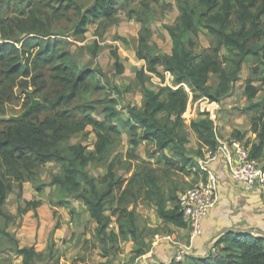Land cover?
<instances>
[{
	"label": "trees",
	"instance_id": "trees-1",
	"mask_svg": "<svg viewBox=\"0 0 264 264\" xmlns=\"http://www.w3.org/2000/svg\"><path fill=\"white\" fill-rule=\"evenodd\" d=\"M135 0H94L88 9L77 0H0V72L5 82L16 77H29L34 70L52 68V80L61 88L54 98L42 97L43 105L32 109L23 120H4L0 129V217L6 223L13 216L7 212L6 204L12 184L21 187L29 182L40 194L44 185L40 182L41 169L51 163L61 165L62 174L52 176V186L60 187L68 196L83 203L90 217L97 224L96 240L93 248H99L104 257H109L116 246L131 238L143 243L135 251V257L149 253L138 232L136 215L129 206L138 199L154 204L159 218L165 224L187 229L188 225L181 213L179 199L167 198L153 171L136 172L129 182L117 178L112 167L101 184L100 190L95 177L85 168L91 161L105 159L109 150L122 133L114 121L118 113L114 108L105 109L106 119L100 121L94 116L96 108L84 99L96 72L79 69L70 52L62 51L63 41H52L56 36L62 17H67L73 25V36L83 37L89 25L101 20H119L123 10H129L128 20L142 24L139 34L137 57L145 61L146 68L137 74L144 94L143 110L131 108V145L136 149L144 140L155 144L158 160L174 167L175 163L166 151L170 150L179 160L182 171L196 170L197 160L203 157L202 148L197 159L189 157L185 148L187 140L184 114L187 112L190 94L194 99L208 98L218 103L226 96L232 85L239 80V72L247 57L258 65L255 79L262 85L246 83L244 95L254 100L264 89V0H200L198 9L187 1L182 7L178 27H165L173 49L171 55H155L150 45L152 31L149 28V13L141 12L140 6H131ZM149 10L148 3H142ZM236 18V19H235ZM239 26V27H237ZM203 34L213 38L214 48L197 55L195 40ZM64 36V35H61ZM225 47L229 57L221 60L220 52ZM37 50L35 53L32 51ZM95 54V51H94ZM28 56V57H27ZM27 58L26 61H24ZM118 73L124 72L119 57L114 54ZM163 70L174 78V87L155 89L150 83V75L165 81ZM149 74V75H148ZM211 76L218 77L216 88L209 86ZM0 84L4 82L0 79ZM31 99V96H29ZM249 110L255 116L251 121V132L255 142L247 146L251 157L264 160V99L253 104ZM162 117V118H160ZM92 127L97 136L95 152L88 156L83 144L68 146L73 136L85 133ZM142 133H139V130ZM177 129H181L177 132ZM201 141L202 147L215 149L218 145L212 120L192 122L189 128ZM244 134L234 131L232 139L243 141ZM171 203L172 208L167 204ZM33 207L40 206L33 202ZM78 214L71 201L59 205ZM110 212L111 216L106 213ZM116 218L119 232L109 230ZM4 235H9L4 231ZM111 246V247H110ZM17 255L23 257L24 264H33L39 256L34 248H16ZM213 253L204 258H188L186 262L170 264H264V239L247 233L226 232L214 245Z\"/></svg>",
	"mask_w": 264,
	"mask_h": 264
},
{
	"label": "rangeland",
	"instance_id": "rangeland-1",
	"mask_svg": "<svg viewBox=\"0 0 264 264\" xmlns=\"http://www.w3.org/2000/svg\"><path fill=\"white\" fill-rule=\"evenodd\" d=\"M77 1L84 10L92 6L94 2V0ZM187 1L190 2L192 8L198 9L200 0H135L131 5L136 8L140 6L141 12L149 13V28L152 31L150 45L154 48L155 55L172 54L173 43L165 27L179 26L182 7ZM258 1L260 4L261 0ZM142 3H148V11L145 10ZM128 16L129 10H123L119 14V20L114 22L101 20L93 23L89 25L87 33L80 38H75L72 35L73 25L64 16L58 26L54 27V30L58 31L57 35L49 37L52 41H63L62 51L72 54L73 61L79 69L96 72V79L91 81L89 91L84 94V99L96 108L94 116L100 121H104L106 119L105 109L110 107L116 109L119 115L114 123L120 127L122 133L116 137V141L108 152V158L106 156L104 160L98 158L97 161H91L85 171L97 179L100 184L99 189L103 190L107 186L101 183L108 175L109 167L113 168L117 178L127 182L136 172L151 170L157 176L167 198L179 199L181 193L190 190L199 181L198 172L189 169L182 171L177 168L180 165V160L170 150L166 151V154L173 159L174 167L169 166L163 159L158 160L155 144L149 140L142 141L136 149L131 145L132 131L129 126V110L131 108L143 110L144 94L137 74L146 68V63L138 59L136 52L142 24L134 19L128 20ZM195 42L197 55L206 50L211 52L216 46L212 44L213 38L203 34H200ZM36 51H32V53ZM114 54L119 57V63L124 66L122 74L118 73ZM220 57L223 62H225V58L229 57V52L225 47H222ZM26 60L27 58L24 61ZM56 66L57 64L42 71L34 70L29 77H16L7 82L0 72V79L4 82V84H0V129L3 127L1 122L8 120L11 116L21 115L31 105L32 99H29V96L39 100L40 105L44 104L42 97L54 98L56 96V92L61 90L52 80L54 74L52 68ZM257 66L251 57H247L239 72V80L232 85L231 91L218 102L221 111L217 117L224 125L227 135L231 133L232 137L234 131H242L241 133H245L246 137L243 140L247 146L249 143L255 142L250 121V115L254 112L250 111L249 107L264 99V90L252 101H249L244 95L247 81L254 80L253 85H262L255 79L254 69ZM160 72L165 76L164 83L156 75L149 76V83L155 89L166 86L179 88L174 87V78L170 73L163 70ZM217 84L218 77L211 76L209 86L214 89ZM186 90L190 94V101L187 112L183 116L185 126L182 132L187 134L188 142L185 148L189 157L197 159L203 147L197 135L189 129L190 125L192 122L207 119L206 117L214 120L208 114L215 112V109L219 107L217 105L210 106L214 102H209L208 98L194 99L191 90L188 87ZM180 131L181 129H177V132ZM139 133H142L141 129ZM247 134L250 135V139H247L249 138ZM96 143L97 136L93 128L89 127L85 133L73 136L72 140L66 144L68 146L83 144L87 148V155L91 156L95 152ZM55 174H62L61 165L51 163L41 169L40 182L45 186L41 194L29 182L22 187L12 184L6 210L13 216V219L6 223L0 217V264H24V259L17 255L16 248H34L39 256L33 264H132L143 257H135V251L141 248L143 243L132 238L125 244L116 246L109 257H104V253L99 248H93L98 244L96 240L97 224L91 219L88 209L83 203L76 200L74 196L67 197L68 195L60 187L51 185L52 176ZM63 201H71L78 214L72 216L68 209L60 207L59 205ZM33 202H39L40 206L33 207ZM172 206L171 203L167 204L169 209ZM41 207L45 208L50 219L57 220L53 229L51 226L46 228L47 216L44 213H42L43 222L40 220L39 209ZM129 211L136 215L138 232L141 234L144 245L149 247V253L144 255L148 260L147 255L151 254L152 250L157 248V243L170 233L169 227L159 218L156 206L142 198L131 204ZM106 215L111 216V213L107 212ZM24 221L34 223L37 235L42 232H47L50 235L45 251L37 250L35 246L31 245L28 233H22V228L26 229V226L23 227ZM109 230L119 232L116 218L113 219ZM4 231L9 235H4ZM187 260L188 258L184 262Z\"/></svg>",
	"mask_w": 264,
	"mask_h": 264
},
{
	"label": "crops",
	"instance_id": "crops-1",
	"mask_svg": "<svg viewBox=\"0 0 264 264\" xmlns=\"http://www.w3.org/2000/svg\"><path fill=\"white\" fill-rule=\"evenodd\" d=\"M213 104L217 105L219 108L215 109L216 113L210 112L208 115L214 118L221 138L227 141L233 140L230 136L231 133L227 135L224 125L221 124L222 122H220L217 117V114L221 111L219 103ZM254 115L255 114L251 113L250 121H252ZM206 118L211 119L209 117ZM247 137H249L247 139H250V135ZM242 143H244V140ZM261 161L263 162V160ZM213 168L216 169L215 171L219 177V200L210 210L208 217L204 221L203 234L194 241L191 258H204L210 253L215 252V243L222 235L229 231L247 233L254 237L264 239V189L248 190L235 181L230 175L229 169L226 167L215 165ZM39 212L42 222V213L47 216L45 220L46 228L48 229L51 226L53 229L57 220L54 221L50 219L44 207H41ZM23 227L26 229L23 230L22 228V233H28V238L32 242L31 245L35 246L39 251H45L50 235H48L47 232H42L37 235L36 227L33 222L28 223L24 221ZM168 227L169 234L173 235L177 241L181 243L188 242V229L177 228L171 224H168ZM156 247L157 248L152 250L151 254L147 255L148 260L143 256L132 264H170L173 258V251L170 249L169 244L160 240Z\"/></svg>",
	"mask_w": 264,
	"mask_h": 264
},
{
	"label": "built area",
	"instance_id": "built-area-1",
	"mask_svg": "<svg viewBox=\"0 0 264 264\" xmlns=\"http://www.w3.org/2000/svg\"><path fill=\"white\" fill-rule=\"evenodd\" d=\"M210 120L214 123L218 145L215 149L202 148L203 157L197 160L200 179L193 188L179 196L181 213L188 225L189 240L181 243L171 234L161 239L169 244L173 251L171 262L183 263L187 258H191L194 241L203 234L204 221L218 203L219 177L213 168L215 165L229 169L235 181L248 190L264 189V163L252 158L249 148L242 141L223 140L215 121Z\"/></svg>",
	"mask_w": 264,
	"mask_h": 264
},
{
	"label": "water",
	"instance_id": "water-1",
	"mask_svg": "<svg viewBox=\"0 0 264 264\" xmlns=\"http://www.w3.org/2000/svg\"><path fill=\"white\" fill-rule=\"evenodd\" d=\"M31 99H32V103L31 105L19 116H11L9 118L10 121H13V122H19L21 120H23L25 118V116L32 110L34 109L35 107L39 106L41 104V102L39 100H36L33 98V96H31Z\"/></svg>",
	"mask_w": 264,
	"mask_h": 264
}]
</instances>
